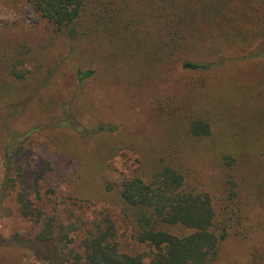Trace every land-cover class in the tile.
<instances>
[{"label": "trees", "instance_id": "trees-1", "mask_svg": "<svg viewBox=\"0 0 264 264\" xmlns=\"http://www.w3.org/2000/svg\"><path fill=\"white\" fill-rule=\"evenodd\" d=\"M24 1L53 33L68 40L70 56L76 53V57H81L82 52H90L92 60L99 65L103 63L106 69L110 59L117 60L116 53L121 47L127 48L133 43L130 64H134L137 57L154 69L166 60H175L181 70L200 72L197 75L202 81L203 71L220 67L217 63H209L212 60L208 57L216 54L222 45L246 51L264 42V0ZM143 11L151 14H143ZM138 28L155 32L149 31L140 38L135 30ZM0 30L3 37L10 33ZM90 37H93L91 46L87 47L85 40ZM4 51L0 47V202L14 193L18 212L34 222L37 230L22 246L0 244V251H6V254L0 253V264H15L8 253L24 250H30L48 264H212L220 244L227 237L244 238L250 234L252 226L247 219H251L255 208L264 203L262 183L258 173L251 175L248 172V158L243 157L241 150L236 149L235 153L228 150L221 153L219 160L215 159L218 164L215 165L216 176H220L216 193L201 187L198 173L187 177L181 163L164 159L171 148V152L178 149V153H189L191 147L186 148L183 144L197 145L201 140L211 138L212 123L190 113L182 116L187 117L185 123L179 121L177 124V120L172 119L165 124L166 134L156 135L159 155L145 173L124 177L116 184L105 180L102 185L99 161L86 164L90 172L88 182L96 183L95 178L97 182L100 179V193L95 202L116 204L130 227L129 238L148 247L147 251L135 254L124 251L116 238L118 232L114 222L103 211L90 219L78 211L70 212L69 217L74 220L65 222V218L58 216L59 208L53 207L51 211L45 208L38 182L47 179L52 171L49 161L41 164L34 184L26 189L23 167L17 160L30 134L42 127L30 124L22 128L23 117L33 110L36 102L33 90L24 93L21 88L28 82L27 71L22 67L30 51L27 47L23 58L18 56L17 50L13 54ZM254 55L262 59L254 86L259 107L251 113H242L238 126L241 133H254L260 140L256 135L261 129L264 131V53ZM81 61L85 63L86 59L81 58ZM56 68L54 65L49 71L50 76L48 73L39 86L47 87ZM95 72L96 69L89 66L77 68L75 81L82 83ZM13 91L15 94L11 93ZM165 103L166 100H156L158 112L163 113ZM104 105L99 107L95 122L87 126L71 113L70 103L63 102L58 109L48 113L46 126L70 133L79 141L109 137L116 128L114 124L103 122ZM172 112L177 115L175 107ZM235 147L238 148L237 142ZM171 154H168L170 158ZM90 156L93 158L92 153ZM52 192L49 187L44 194ZM70 201L77 210L82 208L76 201ZM69 217L67 219H71ZM82 230L83 233L77 234ZM73 234L80 236L77 241L79 251L67 250L68 244L75 240Z\"/></svg>", "mask_w": 264, "mask_h": 264}, {"label": "rangeland", "instance_id": "rangeland-1", "mask_svg": "<svg viewBox=\"0 0 264 264\" xmlns=\"http://www.w3.org/2000/svg\"><path fill=\"white\" fill-rule=\"evenodd\" d=\"M143 14L151 13L143 11ZM0 24V28L10 31L3 37L0 30V47L11 54L17 50L22 58L27 47L30 51L22 67L27 71L25 76L28 82L21 88L24 93L33 90L36 102L33 110L23 117L22 128L30 124L42 126L30 134L23 153L17 158L23 167L25 187H32L39 167L49 161L52 171L47 179L38 182L43 205L50 211L53 207L59 208L58 216L65 218V222L74 220V217H69L70 212L75 214L78 211V214L90 219L98 211H103L114 222L118 232L116 238L124 251L129 254L147 251L148 247L129 238L130 227L116 204L95 202L100 193V179L97 182L95 178L96 183L88 182L90 172L86 164L99 161L102 185L105 180L116 184L124 177L145 173L159 155L156 135L166 134L165 124L172 119H176L177 124L179 121L185 123L187 117L182 116L188 113L207 118L212 123L211 138L195 142L197 145L191 142L183 144L186 148L191 147L189 153H178V149L171 152V148L164 159L181 163L187 177L198 173L202 181L198 186L201 184L205 191L216 193L220 176H216L215 165L218 164L215 159L228 150L232 153L236 149L241 150L243 157L248 158V172L251 175L258 173L264 202V131L261 129L256 135L260 137L258 140L254 133H241L238 126L243 118L242 113H251L256 110L255 107H259L254 86L262 59L253 54L264 53V42L246 51L222 45L216 54L208 57L209 61L212 60L209 63H217L220 67L203 71L205 75L201 81L200 75H197L200 72L181 70L175 60H166L154 69L137 57L134 64H130L133 43L130 47H121L116 53L117 60L110 59L107 69L103 63L99 65L92 60L93 54L90 52H82L81 57H76V53L70 56L68 40L53 33L24 0H0ZM135 30L140 38L149 31L155 32L153 29ZM92 38L85 40L87 47L91 46ZM216 43L219 41L216 40ZM81 58L86 62H82ZM54 65L57 70L44 89L39 84L47 78L48 73L50 76L49 71ZM87 66L95 68V74L82 83L76 82L74 75L77 68ZM11 93L15 94L14 91ZM157 99L166 100L163 113L157 111ZM63 102H69L71 113L87 126L95 122L99 107L105 103L103 122L114 124L115 132L109 137L99 136L97 141L94 138L79 141L61 129L48 128L46 116ZM173 107L177 109V115L171 113ZM170 153L172 158L168 155ZM95 185L97 187L93 188ZM49 187L53 192L45 195L44 191ZM69 198L82 208L77 210ZM247 221L252 226L250 234L244 238L227 237L220 244L212 264H264V203L255 208V213ZM36 230V224L18 212L14 193L0 202V244L22 246ZM79 233H83V230ZM72 237L75 240L68 244L67 250L79 251L77 241L80 236L73 234ZM3 252L6 254L5 250L0 251ZM8 255L15 264H48L46 260L35 257L30 250Z\"/></svg>", "mask_w": 264, "mask_h": 264}]
</instances>
